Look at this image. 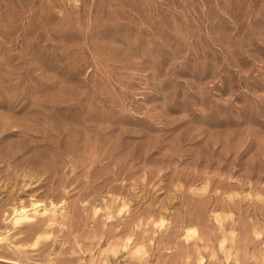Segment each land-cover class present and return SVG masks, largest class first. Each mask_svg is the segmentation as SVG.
Masks as SVG:
<instances>
[{"label":"rangeland","instance_id":"1","mask_svg":"<svg viewBox=\"0 0 264 264\" xmlns=\"http://www.w3.org/2000/svg\"><path fill=\"white\" fill-rule=\"evenodd\" d=\"M31 197L55 212L12 226ZM0 237V264H264V0H0Z\"/></svg>","mask_w":264,"mask_h":264},{"label":"bare ground","instance_id":"2","mask_svg":"<svg viewBox=\"0 0 264 264\" xmlns=\"http://www.w3.org/2000/svg\"><path fill=\"white\" fill-rule=\"evenodd\" d=\"M51 207H48V205L43 202L41 199H37L34 197H31L30 200L26 203L22 200L17 203V205H12L11 212L9 213V221L12 224V226H17L21 223L31 221L37 217L38 214H48V212H55L57 208V204L54 201H50ZM124 207V203L119 207V210L121 211ZM216 218L220 221V215L218 212H215ZM152 222L156 227H162L165 225V218L163 215L158 214L157 217H153ZM198 234V230L194 225H188L184 227V237L186 240H189L190 238L196 236ZM41 236V233H39L36 236V240ZM2 237H0V240ZM130 240L129 237H127L126 242ZM225 238L221 241L224 242ZM139 248L137 249V251Z\"/></svg>","mask_w":264,"mask_h":264}]
</instances>
